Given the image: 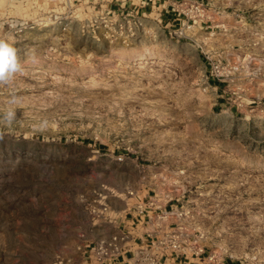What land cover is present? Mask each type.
Wrapping results in <instances>:
<instances>
[{
	"label": "rangeland",
	"instance_id": "1",
	"mask_svg": "<svg viewBox=\"0 0 264 264\" xmlns=\"http://www.w3.org/2000/svg\"><path fill=\"white\" fill-rule=\"evenodd\" d=\"M190 1L125 43L120 0H0L22 69L0 84V264H81L83 207L149 193L198 249L264 264V0H198L188 29Z\"/></svg>",
	"mask_w": 264,
	"mask_h": 264
},
{
	"label": "crops",
	"instance_id": "2",
	"mask_svg": "<svg viewBox=\"0 0 264 264\" xmlns=\"http://www.w3.org/2000/svg\"><path fill=\"white\" fill-rule=\"evenodd\" d=\"M120 1L121 3L117 4L111 2V8L114 12H119L120 14L137 12L146 17L157 13V15L161 16V20L164 19L169 21V23L179 25L180 15L177 14L175 6L180 0ZM221 98L223 99V97ZM126 196L129 197L128 192ZM134 197H136V194ZM135 199L138 204L132 206L127 202V199L117 201L114 205L113 199H111L112 202L110 204L94 203L83 207L80 217L85 221L82 224L83 227L79 225L81 227L79 233L85 234L87 238L83 242L81 240V251L79 253L76 251L79 258L81 257V264H91L90 260L96 242L102 239H109L115 235H127L129 237V241L124 244L125 253L120 258L119 263L127 264L128 258L134 254L139 244L150 239L148 238L150 234L151 237L159 238L171 231L179 223V220L172 218L170 214V211H174V205L168 203L165 205L160 204L162 200L158 199V195L152 196L149 193L145 197L141 198L138 196ZM104 206L108 207V212L103 218H96L92 215V209H100ZM163 214L168 215V219L161 220L159 217ZM197 245V241H189L182 254L163 257L161 264H239L223 257L219 258L216 256L217 254L210 253L204 248L198 249ZM127 246H130V249L126 248ZM76 247L78 248V246ZM213 256H215V259L211 260Z\"/></svg>",
	"mask_w": 264,
	"mask_h": 264
},
{
	"label": "built area",
	"instance_id": "3",
	"mask_svg": "<svg viewBox=\"0 0 264 264\" xmlns=\"http://www.w3.org/2000/svg\"><path fill=\"white\" fill-rule=\"evenodd\" d=\"M190 4L180 12L187 18L186 28L190 29L192 25L189 23L196 18H204L206 16V10L204 5L198 0H191ZM105 24L109 26V22L103 19ZM147 28V23L139 13L127 14L122 17L120 21L117 22L115 28L113 29V35L116 37H121L125 43L137 39L143 34ZM183 30V28H181ZM221 68L216 67V76L220 73ZM221 75V73H220ZM130 197H134L133 191L128 192ZM142 209V207H140ZM108 212V207L104 206L100 209L93 210V214L97 218H103ZM175 212V210H174ZM186 214L183 211L175 212V218L179 220V223L168 233L164 234L159 238L151 237L146 242H142L137 247L134 254L128 258L127 264H161L163 257H168L169 255H180L184 252L188 242H191V234L187 233L186 227L180 223L184 220ZM161 220L168 219V215H161L159 217ZM85 239V235L80 236ZM204 234L196 236V241L204 239ZM129 241L127 235H115L109 239H102L96 242L93 255L90 260L91 264H119L120 258L125 253L124 244ZM194 241V242H196ZM126 248L130 249V246ZM203 253V251H201ZM199 252V253H201ZM215 256L211 258L214 260Z\"/></svg>",
	"mask_w": 264,
	"mask_h": 264
},
{
	"label": "clouds",
	"instance_id": "4",
	"mask_svg": "<svg viewBox=\"0 0 264 264\" xmlns=\"http://www.w3.org/2000/svg\"><path fill=\"white\" fill-rule=\"evenodd\" d=\"M21 70L17 50L8 39L0 38V84H11L15 75ZM11 102L15 103L16 98H13ZM5 118L8 123H11L15 119V112L9 110Z\"/></svg>",
	"mask_w": 264,
	"mask_h": 264
},
{
	"label": "bare ground",
	"instance_id": "5",
	"mask_svg": "<svg viewBox=\"0 0 264 264\" xmlns=\"http://www.w3.org/2000/svg\"><path fill=\"white\" fill-rule=\"evenodd\" d=\"M132 60H134V62L136 63H151L150 61L155 59V57L153 55L147 56L144 54L141 55H137L136 57L131 58Z\"/></svg>",
	"mask_w": 264,
	"mask_h": 264
}]
</instances>
